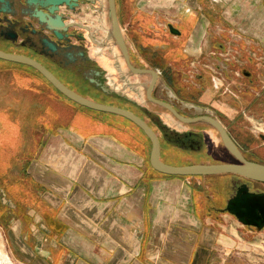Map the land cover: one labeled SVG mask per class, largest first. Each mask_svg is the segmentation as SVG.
<instances>
[{
  "label": "crops",
  "instance_id": "crops-1",
  "mask_svg": "<svg viewBox=\"0 0 264 264\" xmlns=\"http://www.w3.org/2000/svg\"><path fill=\"white\" fill-rule=\"evenodd\" d=\"M116 7L121 30L123 20L132 25L127 36L132 44L124 36L131 63L138 69L156 73L151 91L156 101L174 105L168 95L169 84L181 100L220 112L215 101L223 85L216 81L218 77L213 75L211 79L210 69L208 73L203 71L200 87L188 86L190 91H187L180 76L182 70L189 72L194 68L191 66L197 68L200 61L220 54L238 53L250 59L257 56L264 59V0H116ZM103 8H106L104 0H97L75 12L65 8L61 11L69 16V23L85 27L82 30L75 27V31L79 34L85 31L83 35L90 40L94 51L91 55L90 50H83L92 63L96 62L103 79L117 82L121 79L125 92L129 87L133 97L118 96L125 101L87 88L76 69L65 73L57 67L54 62L59 59L32 55L10 42L0 41L1 49L40 62L64 85L91 101L139 117L158 136L163 164L173 167L229 164L215 149L207 152L204 149L200 135L208 144L205 127L218 134L209 123H182L149 99L147 90L152 75L132 74L109 36V19L107 24L105 19L91 18L90 13L98 15L97 9L103 12ZM168 25L180 35H172ZM102 47L104 54H97ZM80 51L76 46L72 52L76 55ZM157 59L163 60L160 70L154 68ZM168 61L174 63L170 70ZM70 65L73 67L74 63ZM0 67L10 66L0 62ZM228 67L218 61L216 69L219 74H228ZM74 77H80V81ZM10 86L27 91L12 82ZM248 90L242 92L243 96H251ZM47 95L54 97H29L25 110L7 102L4 106L0 104V111L3 109L7 118L25 124L26 131L35 128V135L24 131V138H37L26 142L28 146L22 148L21 161L12 167L10 184L21 189L20 195L17 190L15 199H9L10 203L6 201L3 203L6 207L0 208L6 243L14 261L20 264H207L213 252L240 245L237 229L221 230L219 216L211 215L217 209L216 199L214 191L206 196L205 184L199 179L204 177L157 172L150 160L151 141L133 122L114 114L103 116L83 111L55 97L51 89ZM176 111L190 119L216 117L215 112L208 114L206 110L195 114L187 112L188 109L184 110L187 114ZM45 115L50 120L47 132L39 129ZM238 118H242L239 113L232 121ZM174 121L191 128L177 129ZM165 127L170 128V134ZM174 131L178 133L176 136L194 133L190 138L198 147L189 149L170 143L168 134L175 135ZM216 176L205 177L211 190L216 187L211 181Z\"/></svg>",
  "mask_w": 264,
  "mask_h": 264
},
{
  "label": "water",
  "instance_id": "water-1",
  "mask_svg": "<svg viewBox=\"0 0 264 264\" xmlns=\"http://www.w3.org/2000/svg\"><path fill=\"white\" fill-rule=\"evenodd\" d=\"M79 0H0V39L21 47L33 49L40 56L51 60L59 59L64 66L75 63L78 58L89 61L84 50L74 55L75 45L72 44L74 35L71 33L75 27L85 28L80 24L69 23V16L61 11L65 8L68 12H75L79 8ZM93 4L95 0H90ZM108 19L110 21V38L115 41L125 63L134 75L148 72L152 75V83L147 90L149 99L167 109L176 119L182 123L205 121L209 123L219 134L223 146L236 160L229 164H198L183 167H173L160 161V142L158 136L139 117L118 107L98 104L76 93L64 85L50 70L40 62L24 55L12 54L0 50V60L25 65L40 73L60 94L79 106L92 111L109 113L124 117L137 125L149 138L152 144L151 165L153 169L169 176L177 177H210L216 175H234L244 180L264 184V163L247 160L240 148L229 137L221 124L210 116L190 119L180 115L170 104L159 102L151 97V91L157 76L154 71H146L136 68L130 60L128 46L124 34L120 28L116 0H107ZM169 32L179 36L180 32L172 25H168ZM84 40L81 35L76 36ZM63 58V59H62ZM100 71H90L86 79L107 95L119 93L110 89L102 77ZM173 97L176 99L175 94ZM188 107L198 108L193 104L183 103ZM167 128V127H165ZM170 131V128H167ZM175 135L178 133L174 131ZM225 212L235 217L237 221L246 227L264 229V193L249 191L246 183L241 184L233 197H231L224 209Z\"/></svg>",
  "mask_w": 264,
  "mask_h": 264
},
{
  "label": "rangeland",
  "instance_id": "rangeland-1",
  "mask_svg": "<svg viewBox=\"0 0 264 264\" xmlns=\"http://www.w3.org/2000/svg\"><path fill=\"white\" fill-rule=\"evenodd\" d=\"M126 1V0H125ZM129 1V0H128ZM121 2V1H120ZM95 3H97V0H95ZM99 3V2H98ZM104 6L106 8H103V12H101V9H97V12L94 15L90 16L94 21H101V19H105L107 24L109 23L107 13H108V2L107 0H104ZM98 8V6L96 7ZM93 12L96 11L93 8H90ZM122 32L124 36H126V39L130 44H132V40L128 39L127 36H129V30L131 29L132 25L130 26L128 23H130L127 20L122 21ZM82 30V29H78ZM82 34L85 33V31L80 32ZM84 48L87 50H90V54L92 55V52L94 51L92 44L90 40L86 39L85 42L83 43ZM177 46V45H176ZM178 46H180L178 44ZM103 50V51H102ZM102 50L98 51L97 54L103 55L104 54V49L102 47ZM217 56V55H216ZM219 57V58H217ZM217 57H208L204 59V61H200L199 64H197V68L195 66L192 68L189 72L188 69L182 70V74L180 75L183 80V87L187 90L188 86H197L198 88L200 87L199 84L201 83L200 81V76L202 75V72H212L211 79L213 75H215L217 78L216 81H220L221 84L223 85L222 88L218 90L217 95V100L215 101L218 103V106L220 107V112L218 110H213L208 109L207 107L204 106H198L197 104H194L192 101L187 102L186 100H181L176 92L169 86L168 84V95L172 99V103L176 107H178L179 110H182V113L187 114V112L191 114L195 113H200L203 110L208 111V114L216 113V117L219 120L220 117L223 118V123L225 124L226 127L230 128L231 127V132L234 138L237 140L238 143L241 144V146L244 149L243 155L246 157L247 160L253 161V162H260L264 163V139L260 140V136H263L264 138V73L262 68L264 66V59L262 60L261 58L253 57L252 59L248 57H244V55H239L238 53H229V54H220ZM218 61H223L225 62L226 66H230L227 69L229 70L228 74H223L222 72L219 74L218 70L216 69L217 67V62ZM92 62V61H91ZM93 66H96V62L92 63ZM156 65H154V68L159 69V66L163 64V60L157 59L155 62ZM174 63L168 61V70L172 68ZM259 66V67H258ZM261 66V67H260ZM210 69V71H209ZM160 70V69H159ZM207 72V73H208ZM247 73L248 75L244 74ZM210 75L208 77H210ZM214 76V77H215ZM248 76V77H247ZM121 80V79H120ZM120 80L117 81H112L113 83L117 84L119 87L118 93L121 96L124 97H133L131 90L129 87L127 88V92H125V86L124 84H120ZM252 80V82L250 81ZM10 82H12L11 78V73L10 72H0V104L4 106V103H9V105L14 106L15 108H19V110L23 109L25 110L28 102L29 97H34L38 98L39 97L32 93L30 91H23L21 89L15 90L13 89V86H10ZM105 82H109V79H107ZM249 88L251 92V96H243L242 92L245 91V89ZM248 90V91H249ZM45 93L47 94L48 89H44ZM115 91V90H113ZM117 91V90H116ZM173 93L176 96V99L173 97ZM43 97V96H41ZM232 97V98H231ZM11 99V100H10ZM9 100V101H7ZM228 101V102H227ZM183 103H188V104H193L197 106L198 108H192L188 107ZM16 104V105H14ZM182 107V108H181ZM216 107V106H215ZM181 108V109H180ZM186 109H188L187 112ZM185 110V111H184ZM238 111V112H237ZM188 113V114H189ZM214 113V114H215ZM240 114L242 118H238L236 121H232L233 117L237 114ZM175 126L177 129L180 130H186L190 129L191 126H186L183 124H179L177 122H174ZM206 128L207 132V142L208 145L211 146V148L216 149L219 143V137L217 134L211 130L208 127ZM35 135V132L32 133ZM249 135L253 139H249L250 142L245 141V137ZM29 139L32 140H37V138H24L25 144L23 145L21 139L17 144H15L13 147L8 148L7 151L9 152L8 149L13 151V156L12 160L4 165L3 169L0 171V208L1 207H6L3 205V203H10L9 201V189L14 188L10 184V177L12 174V167L14 165H18V160L21 161L20 158L22 156V148L26 145V142L29 141ZM33 142V145H36V143ZM245 143V144H244ZM24 147V148H25ZM27 157V156H25ZM210 157V156H209ZM208 157V158H209ZM205 161H207V158H205ZM20 163V162H19ZM20 165V164H19ZM6 178V184L3 183V178ZM202 183L205 184V192L207 193L206 196L212 195V191L215 194L216 201L215 205L217 206V209H223L222 211L220 210H214L213 215L214 218L216 216H219L220 219V229L221 230H228V228H235L238 231V235L242 242H240V245L238 247H231L230 249L224 250L221 248V251L216 253L213 252L211 259L208 260L207 264H264V229L263 230H257L256 228H251V227H246L241 225L237 219L227 212L224 211L226 202L229 199V196L231 194L230 190V182L236 181L237 177L234 175H219L216 177H213L211 181L215 184L216 187L212 189L209 179L208 178H199ZM11 185V186H10ZM264 187V186H262ZM211 191V192H209ZM2 209H0L1 211ZM216 213V214H215ZM1 218V216H0ZM213 217H211L212 220ZM216 220V219H215ZM3 221L0 220V247L6 252L7 256L9 257V261L4 262L3 259H0L1 264H20L14 261L11 257L10 251L8 249L7 245V239H6V234H5V229L2 226ZM233 225H236L233 226ZM3 260V261H2Z\"/></svg>",
  "mask_w": 264,
  "mask_h": 264
},
{
  "label": "trees",
  "instance_id": "trees-1",
  "mask_svg": "<svg viewBox=\"0 0 264 264\" xmlns=\"http://www.w3.org/2000/svg\"><path fill=\"white\" fill-rule=\"evenodd\" d=\"M1 64L4 65H8L10 66L9 68H1L0 72L4 71V72H10L11 73V78H12V83H15L16 85H18L19 87L23 88L24 90L27 91H31L32 93L36 94L39 98H51L54 97L49 96L45 93L44 89H51L54 92L55 97H59L60 99H62L65 102H69L71 104H73L74 106H76L79 109H82L83 111H88V112H92V113H96L97 115H103L106 116L108 114H104V113H100V112H95L92 110H89L87 108H84L82 106L77 105L76 103L70 101L69 99H67L65 96H63L62 94H60L55 88H53V86L40 74L38 73L35 69L25 66V65H20V64H15V63H10V62H6V61H2L0 60ZM57 67L62 71V72H70L72 69H76V71L81 73V77H76L77 79H75V77L73 79L75 80H81V83L83 85H85L87 88H91L94 91L100 93L103 96H112L115 97L119 100H123L125 101V99L118 97L117 95H107L101 92V90L97 89L94 85L90 84L89 81L87 79L84 78V75L86 73H88L91 70L94 71H100L99 68H97V66H93L91 61H80V63L78 64H74L73 67L72 65L70 66H64L63 64H60L59 62H54ZM80 69V70H79ZM62 83L63 81L56 75L54 74ZM79 80V81H80ZM77 81V82H79ZM64 84V83H63ZM68 88H70L71 90L74 91L73 88H71L70 86H67ZM43 96V97H41ZM108 117V116H107ZM39 129L41 131H45L47 132V128L50 125V120L48 118V116H44L43 122L40 121L39 123ZM34 127H32L30 130L26 131V126L25 124H22L20 122L17 121H13L11 119V117H6L5 116V112L2 109L0 111V171L4 168L3 166L8 164L12 158H14L13 156V151H11V147H13L15 144H17L19 142V140L21 139L22 143H24V137H23V132L25 131V134L30 133L32 134V132L34 131ZM32 130V131H31ZM168 133L170 134L169 130ZM168 134V135H169ZM28 138V137H25ZM30 141L32 139H29ZM7 147L10 148L8 149L9 152L7 151ZM22 157V156H21ZM18 158V159H21ZM31 156L29 155L28 158H30ZM26 158V157H25ZM24 159V157H23ZM26 160V159H25ZM24 161V160H23ZM3 178V183L6 184V186H8V184L6 183V178ZM11 186V185H10ZM17 190H18V196L21 193V189L19 187H15L11 189H9V198L10 199H15V196L17 194Z\"/></svg>",
  "mask_w": 264,
  "mask_h": 264
},
{
  "label": "flooded vegetation",
  "instance_id": "flooded-vegetation-1",
  "mask_svg": "<svg viewBox=\"0 0 264 264\" xmlns=\"http://www.w3.org/2000/svg\"><path fill=\"white\" fill-rule=\"evenodd\" d=\"M79 2V7L80 6H83V5H88V4H92V2L90 1V0H79L78 1ZM74 23V22H73ZM72 24V23H71ZM71 33L74 35V38L72 39V44H74L75 46H77V48H81V50H83V49H85L84 48V45H83V43L85 42V37H84V35L83 34H79L77 31H75V29H72L71 30ZM78 35H81L82 37H84V40H82V39H79V38H77L76 36H78ZM0 41L2 42L3 40H1L0 39ZM3 42H6V41H3ZM74 42H76L77 44H75ZM2 48V46L0 45V50H2L1 49ZM26 51H29L32 55H39V53H37V52H35L33 49H29L28 47H26V48H24ZM2 51H4V50H2ZM86 52V51H85ZM78 61V60H77ZM75 62L74 64H78V63H80V61H78V62ZM82 61H84L83 59H82ZM90 61V60H89ZM86 62V61H85ZM72 64V63H71ZM70 65V64H69ZM68 65V66H69ZM244 74L245 75H247V73H245L244 72ZM176 110H178L177 109V107L175 106V105H172ZM223 118L224 117H220V119L218 120L217 119V117H215L214 119L216 120V121H218L220 124H221V126L226 130V132H227V134L229 135V137L236 143V145L240 148V150L242 151V153L244 152V149H243V147L241 146V144L240 143H238L237 142V140L234 138V136L232 135V132H231V127L230 128H228V127H226L225 126V124L223 123ZM194 133H190V132H186V133H184L182 136H176V135H174V134H171V135H168V141L170 142V143H172V144H175V145H179V146H182V147H189V149H193V147H195V146H197L198 147V143H195V141H193V140H191V136L193 135ZM218 135V137H219V143H220V145L217 147V149H215V152H217V153H219V154H221L222 156H223V159H224V161H226V162H229V163H236V160L228 153V151L226 150V148L223 146V144H222V141H221V139H220V136H219V134H217ZM200 138H201V140H202V143H203V145L204 146H206L204 149H205V151L207 152L208 151V149L210 150L211 149V146H208V144L203 140V135L201 134L200 135ZM253 138H255V137H253ZM253 138H251L249 135H247V137H245L244 139H245V141L247 142H250V140L249 139H253ZM260 140H263L264 138H263V136H260V138H259ZM250 143H252V142H250ZM207 144V145H206ZM245 144V143H244ZM209 147V148H208ZM245 157V156H244ZM246 158V157H245ZM243 183H246L247 185H248V187H249V191L250 192H253V193H264V187H262V186H264V184H260V183H255V182H250V181H247V180H244V179H242V178H239V177H237V179H236V181H233V182H230L229 184H230V192H231V194H230V196H229V199L231 198V197H233L234 195H235V193H236V191H237V188L241 185V184H243ZM215 199H216V197H215ZM228 199V200H229ZM227 200V201H228ZM227 203V202H226ZM226 207V206H225ZM223 209H220V211H222Z\"/></svg>",
  "mask_w": 264,
  "mask_h": 264
},
{
  "label": "bare ground",
  "instance_id": "bare-ground-1",
  "mask_svg": "<svg viewBox=\"0 0 264 264\" xmlns=\"http://www.w3.org/2000/svg\"><path fill=\"white\" fill-rule=\"evenodd\" d=\"M72 24H73V22H72ZM106 85L110 88V89H112V90H118L119 89V87L117 86V84H115V83H113L112 81H110L109 80V82H106ZM172 120V119H171ZM175 122V121H174ZM0 259H3L4 260V262L6 261V263H7V261H9V257L7 256V254H6V252L0 247ZM2 260V261H3ZM0 264H1V262H0Z\"/></svg>",
  "mask_w": 264,
  "mask_h": 264
},
{
  "label": "built area",
  "instance_id": "built-area-1",
  "mask_svg": "<svg viewBox=\"0 0 264 264\" xmlns=\"http://www.w3.org/2000/svg\"><path fill=\"white\" fill-rule=\"evenodd\" d=\"M156 72H157V74H158V75H161V71H159V70H156Z\"/></svg>",
  "mask_w": 264,
  "mask_h": 264
}]
</instances>
